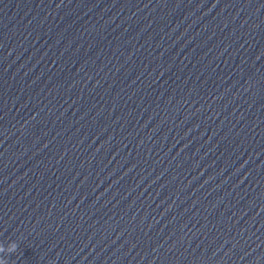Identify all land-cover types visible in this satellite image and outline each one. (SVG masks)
I'll return each instance as SVG.
<instances>
[{
  "label": "water",
  "instance_id": "1",
  "mask_svg": "<svg viewBox=\"0 0 264 264\" xmlns=\"http://www.w3.org/2000/svg\"><path fill=\"white\" fill-rule=\"evenodd\" d=\"M0 253L7 264H54L40 144L14 30L0 0Z\"/></svg>",
  "mask_w": 264,
  "mask_h": 264
},
{
  "label": "clouds",
  "instance_id": "2",
  "mask_svg": "<svg viewBox=\"0 0 264 264\" xmlns=\"http://www.w3.org/2000/svg\"><path fill=\"white\" fill-rule=\"evenodd\" d=\"M17 245L15 242L10 243L7 248H5L3 245H0V253H12L16 251ZM0 264H7V261L3 258H0Z\"/></svg>",
  "mask_w": 264,
  "mask_h": 264
}]
</instances>
